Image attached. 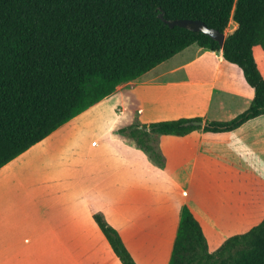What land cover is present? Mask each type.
Instances as JSON below:
<instances>
[{
    "label": "crops",
    "instance_id": "0c3cea01",
    "mask_svg": "<svg viewBox=\"0 0 264 264\" xmlns=\"http://www.w3.org/2000/svg\"><path fill=\"white\" fill-rule=\"evenodd\" d=\"M193 46L181 52L189 63L170 71L183 77L199 64L208 78L172 82L171 72L153 69L0 168V264H121L92 213L117 231L136 264L169 263L183 205L210 253L264 219V154L255 152L264 116L231 132L156 136L163 169L114 135L134 123L228 121L248 108L254 91L239 76L233 84L222 53ZM254 174L257 182H245Z\"/></svg>",
    "mask_w": 264,
    "mask_h": 264
},
{
    "label": "trees",
    "instance_id": "16d2710c",
    "mask_svg": "<svg viewBox=\"0 0 264 264\" xmlns=\"http://www.w3.org/2000/svg\"><path fill=\"white\" fill-rule=\"evenodd\" d=\"M200 20L224 34L169 28L159 19ZM221 52L254 95L228 121L181 118L120 127L114 135L159 169L156 136L225 133L264 116V0H0V168L62 125L186 48ZM195 123H202L196 125ZM257 167V164H256ZM121 264H136L117 231L92 213ZM168 264H264V219L210 253L199 223L183 205Z\"/></svg>",
    "mask_w": 264,
    "mask_h": 264
},
{
    "label": "rangeland",
    "instance_id": "374dc122",
    "mask_svg": "<svg viewBox=\"0 0 264 264\" xmlns=\"http://www.w3.org/2000/svg\"><path fill=\"white\" fill-rule=\"evenodd\" d=\"M235 29V24L233 23V22H230L229 23V25H228V28H227V30L225 31V33H224V35L226 36V35H228V34H231L232 33V31ZM197 48H199V47H197L196 45L195 46H193V48L191 47L190 48V50L192 51V50H194V49H197ZM257 56H261L262 57V59H261V61H260V68H261V71H262V73H263V76H264V56H262L261 55V53L260 52H257ZM185 58H186V53H181V54H179V55H176L175 57H173L172 59H170L169 61H167V62H165V63H163V64H161V65H159L158 67H156V69H154L152 72H151V74H154L155 72H165V71H167V72H171L170 70H173L176 66H177V64L178 63H180V62H182L183 60H185ZM192 59H190V61H191ZM183 64L182 65H187L188 63H189V60L187 61V60H185L184 62H182ZM198 65L199 64H194V65H191V66H189L187 69H186V72L185 71H183V72H185L184 74H182V75H184L183 77H181L180 76V73H175V74H173L172 72H171V75H169L168 77H167V79L168 80H172V82L174 81V82H176L177 80H185V81H191V80H187V79H189V78H187L188 76L189 77H191V78H193V77H202V78H208V76L209 75H212L211 73H210V71H205V72H203V71H200V70H198ZM226 66H225V71H227V70H234L233 72H232V81H233V84L235 83V86L238 88V82H239V78H238V76L240 77V79H241V81H242V83L246 86V87H248L247 86V84L245 83V81H244V78H243V75H242V73L236 68V67H234L233 65H230V64H228V63H226L225 64ZM203 68V67H202ZM227 68V69H226ZM197 70H198V72H197ZM236 70V71H235ZM224 71V72H225ZM207 73V74H206ZM238 73V74H237ZM203 74H206V75H203ZM190 86H192V84L190 85ZM249 88V87H248ZM239 89H240V86H239ZM221 90L220 89H216V91H215V96H214V104H215V106L216 105H218V101H221L222 100V95H221ZM241 111V110H240ZM240 114V113H239ZM238 115V114H237ZM236 115V116H237ZM232 118H234V117H232ZM232 118H230V119H228V120H231ZM262 126H264V125H262ZM255 152H257V153H259V154H264V134H262V135H260L259 136V138H258V141H257V146H256V149H255ZM260 161H259V166L261 167V165L262 166H264V155H263V157L260 155ZM256 164H257V162L256 163H251L250 164V167H251V169L252 170H254L255 169V171H256ZM243 165V164H242ZM244 166H247V163H245L244 164ZM260 167H259V169H260ZM255 171H253V172H255ZM258 174H260V172L258 173ZM256 175L257 174H254V175H251V178L250 179H245V182H246V180H247V182H249V183H253V182H257L258 181V179H257V177H256ZM261 176V175H260ZM259 185L257 184V186L258 187H261V189L259 190V192H261L262 194H264V187H262L263 185H264V176H262V177H259ZM254 185V184H253ZM262 185V186H261Z\"/></svg>",
    "mask_w": 264,
    "mask_h": 264
},
{
    "label": "water",
    "instance_id": "95a60500",
    "mask_svg": "<svg viewBox=\"0 0 264 264\" xmlns=\"http://www.w3.org/2000/svg\"><path fill=\"white\" fill-rule=\"evenodd\" d=\"M159 19L162 20L164 24H166L169 28L179 27L183 29H187L192 32H200L211 39L218 42L220 47H223L225 35L222 33H219L216 30L209 29L202 21L200 20H165L162 17V14H160ZM196 125H202V123H195Z\"/></svg>",
    "mask_w": 264,
    "mask_h": 264
}]
</instances>
